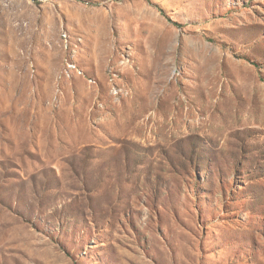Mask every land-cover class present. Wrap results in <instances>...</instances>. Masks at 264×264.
<instances>
[{
	"label": "rangeland",
	"instance_id": "obj_1",
	"mask_svg": "<svg viewBox=\"0 0 264 264\" xmlns=\"http://www.w3.org/2000/svg\"><path fill=\"white\" fill-rule=\"evenodd\" d=\"M0 264H264V0H0Z\"/></svg>",
	"mask_w": 264,
	"mask_h": 264
},
{
	"label": "bare ground",
	"instance_id": "obj_2",
	"mask_svg": "<svg viewBox=\"0 0 264 264\" xmlns=\"http://www.w3.org/2000/svg\"><path fill=\"white\" fill-rule=\"evenodd\" d=\"M197 90V89H196Z\"/></svg>",
	"mask_w": 264,
	"mask_h": 264
}]
</instances>
